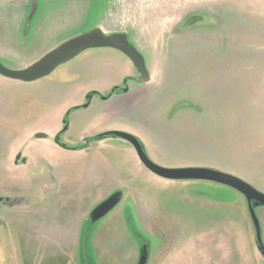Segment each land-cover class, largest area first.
<instances>
[{"label": "rangeland", "instance_id": "374dc122", "mask_svg": "<svg viewBox=\"0 0 264 264\" xmlns=\"http://www.w3.org/2000/svg\"><path fill=\"white\" fill-rule=\"evenodd\" d=\"M99 26L125 32L150 71L112 109L97 96L85 105L136 73L113 48L88 49L34 81L0 74V264H137L144 241L148 264H264L241 192L160 177L129 141L91 137L126 132L160 166L214 168L264 188L255 105L264 0H1L0 43L12 54L0 61L22 69ZM61 132L88 146L63 148ZM115 192L122 200L92 222ZM257 213L264 239V206Z\"/></svg>", "mask_w": 264, "mask_h": 264}, {"label": "water", "instance_id": "95a60500", "mask_svg": "<svg viewBox=\"0 0 264 264\" xmlns=\"http://www.w3.org/2000/svg\"><path fill=\"white\" fill-rule=\"evenodd\" d=\"M109 47L123 52L136 66L140 76L139 82L150 80V71L141 51L130 43L125 32L106 33L101 27L94 28L83 34L69 38L50 50L35 63L22 69L12 70L0 61V74L9 78L22 81H34L51 74L60 65L72 60L82 52L91 48ZM116 89V88H115ZM125 90H128L125 88ZM92 94L88 95V99ZM86 107L88 104L85 105ZM37 137H45L38 134ZM100 138L120 137L134 146L140 161L156 175L171 180H208L228 185L241 192L247 200L248 212L255 230V240L260 253L264 256L263 229L257 213L259 206H264V192L258 190L244 179L214 168L207 167H182L168 168L155 163L148 155L143 142L136 136L122 131H105L100 133ZM59 141V137L56 138ZM123 198L121 192H115L100 203L90 214L92 222H97L106 216ZM0 197V203L3 202ZM5 202V201H4ZM16 204L19 202L15 200ZM150 258V245L142 242L140 256L137 264H148Z\"/></svg>", "mask_w": 264, "mask_h": 264}, {"label": "flooded vegetation", "instance_id": "af4514ba", "mask_svg": "<svg viewBox=\"0 0 264 264\" xmlns=\"http://www.w3.org/2000/svg\"><path fill=\"white\" fill-rule=\"evenodd\" d=\"M123 53V52H122ZM124 54V53H123ZM125 55V54H124ZM127 56V55H126ZM128 57V56H127ZM129 58V57H128ZM130 59V58H129ZM131 60V59H130ZM131 62H132V60H131ZM133 63V62H132ZM133 65H134V63H133ZM134 67H135V74H133V76L131 75V76H129L128 78H127V80H125V82H124V84H123V86H119V87H116V89L114 88L109 94H107V95H103V94H101L100 92H97V91H93V92H90L89 94H92V96H91V98H89L88 99V106L90 105V103H91V101H92V99L95 97V96H97V97H99V98H101V99H103V100H110L113 96H115V95H125V94H128L130 91H132L133 89H132V87H131V84H132V82H134V83H137V84H139V83H144V82H139L138 81V77L140 76V73L138 72V70H137V68H136V66L134 65ZM125 88H127L128 90H125ZM86 107V106H85ZM75 108H73V109H71V111L72 110H74ZM70 111V112H71ZM103 132H105V131H103ZM103 132H100V133H103ZM100 133H95V134H93L91 137L93 138V140H102V139H106V138H108V137H106V138H100L99 137V135H100ZM61 134H62V132L57 136V137H59V141L57 142L60 146H62L63 148H66V149H71V150H81V149H83L84 147H86V146H88L87 144H86V142H85V140H83L82 142H81V144H79V145H77V146H70V145H68V144H66V143H64L62 140H61Z\"/></svg>", "mask_w": 264, "mask_h": 264}, {"label": "crops", "instance_id": "0c3cea01", "mask_svg": "<svg viewBox=\"0 0 264 264\" xmlns=\"http://www.w3.org/2000/svg\"><path fill=\"white\" fill-rule=\"evenodd\" d=\"M1 1V0H0ZM6 1H8V0H6ZM100 27V26H99ZM103 29V28H102ZM104 30V29H103ZM105 31V30H104ZM106 32V31H105ZM112 33H114V32H112ZM7 50H10L9 48L8 49H6V48H4L3 46H2V43H0V58H6V56L7 57H10V55L12 54V53H10V51L8 52ZM263 73H264V71H263ZM131 92L132 91H130L128 94H125V95H115V96H113L110 100H107L106 102H108V104H110V107H111V109H112V106H114V103H116L120 98H123V97H127L128 95L130 96V94H131ZM127 100V99H126ZM129 104H130V100H129V102H128ZM253 104V103H252ZM254 105V104H253ZM255 105H257L258 107H259V110H260V117L263 119V122H264V94L261 96V100H259V101H256V104ZM116 109H114V107H113V111H115ZM107 130H102V132L103 131H109L111 128H106ZM264 140V139H263ZM261 145V148H264V141H263V143L262 144H260ZM246 181V180H245ZM259 188L260 189H258V190H260V191H262V192H264V188L262 187V186H259ZM0 197H6V196H2V195H0ZM22 197H23V195H22ZM17 200L19 201L16 205H19V203L21 202V200L20 199H18L17 198ZM24 207H27V206H24ZM29 210V209H28ZM251 222H252V220H251ZM47 225H49V220L47 221L46 220V222H45ZM253 224V223H252ZM254 227V226H253Z\"/></svg>", "mask_w": 264, "mask_h": 264}, {"label": "built area", "instance_id": "2783aa9c", "mask_svg": "<svg viewBox=\"0 0 264 264\" xmlns=\"http://www.w3.org/2000/svg\"><path fill=\"white\" fill-rule=\"evenodd\" d=\"M126 0H122V2H125ZM144 1H146V0H138V4L140 3V4H142V3H144Z\"/></svg>", "mask_w": 264, "mask_h": 264}]
</instances>
